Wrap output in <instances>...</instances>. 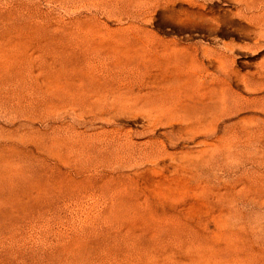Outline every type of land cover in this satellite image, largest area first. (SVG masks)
<instances>
[{"label":"rangeland","instance_id":"1","mask_svg":"<svg viewBox=\"0 0 264 264\" xmlns=\"http://www.w3.org/2000/svg\"><path fill=\"white\" fill-rule=\"evenodd\" d=\"M0 264H264V0H0Z\"/></svg>","mask_w":264,"mask_h":264}]
</instances>
